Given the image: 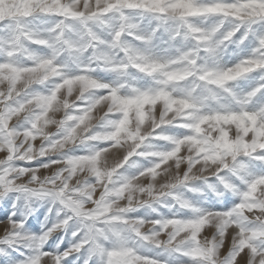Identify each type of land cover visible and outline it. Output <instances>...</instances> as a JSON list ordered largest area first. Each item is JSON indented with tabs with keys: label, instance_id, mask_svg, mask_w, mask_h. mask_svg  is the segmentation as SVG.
Masks as SVG:
<instances>
[{
	"label": "snow or ice",
	"instance_id": "6c2138e0",
	"mask_svg": "<svg viewBox=\"0 0 264 264\" xmlns=\"http://www.w3.org/2000/svg\"><path fill=\"white\" fill-rule=\"evenodd\" d=\"M3 2L11 7L0 13V26L8 28L11 37L0 46V54L5 57L0 61V198L12 191L35 197L51 196L69 209L71 215L39 236L25 235L23 220L11 217L0 220V245L4 246L0 254L7 255V248L15 250L31 241L35 248L33 255L15 264H62L69 255L84 248L90 254L101 253L104 264H161L125 242L116 227L122 224L132 240L180 253L197 264H264V247L256 243L264 241V175L241 176L246 187L239 192L240 202L228 211L201 213L189 220L127 216L133 208L172 195L178 185L208 176H216L226 189L236 191L220 173L226 169L233 174L244 171L246 165L241 157L264 162V105L256 110L247 108L253 97L264 90V83L242 97H237L229 87L249 73L257 70L264 73V35L258 37L250 56L231 67L220 69L200 63L202 52L214 55L242 26L250 31L251 25L264 22L261 11L264 0ZM245 6L250 7L242 13L232 11ZM130 10L149 14L159 22L153 34L168 21L174 22L170 38L191 39L193 47L164 60L132 48L122 37L128 35L145 42L151 37L131 31L136 25L128 22L126 13ZM109 14H118L122 21L107 45L115 50L111 55L99 50L105 41L89 26L90 22L105 23ZM46 15L62 18L48 30L55 34L51 40L39 38L27 27L28 18ZM210 17L220 20L210 28L195 23L197 19ZM69 20L79 21L83 26L84 42L80 45L63 38L69 27L65 21ZM224 20H231L233 26L222 33V38H217ZM246 37L247 31L243 38ZM25 41L51 48V55L40 57L29 53L33 63L18 64L14 58L27 51ZM90 48L92 58L80 66L79 74L67 75L66 65L57 63L64 52L82 53ZM93 61L121 74L133 68L152 77L156 86L148 90L132 88L129 94L121 95L120 88L125 85L110 86L89 75L94 70ZM241 68L247 71H239ZM50 80L58 82L47 93L35 90L34 86ZM69 81L73 82L71 90ZM184 82L190 86L177 93V86ZM98 92L103 94L95 95ZM221 93L232 96L238 107L220 104ZM212 102L218 106L210 107ZM57 114L61 118L57 119ZM25 117L29 118L28 126L21 128L19 121ZM104 121L107 128L96 130ZM165 126L187 129L188 134L178 138L162 135L158 130ZM152 138L168 140L173 147L170 151H142ZM95 142L106 143L85 155L64 152L73 145ZM55 154L61 158L48 159L37 167L17 163H30ZM134 156H153L158 162L131 178L121 177L119 170ZM197 170L202 175H197ZM158 177L164 182L157 183ZM176 199L181 207H191L188 201ZM73 217L79 218L82 226L72 234L79 239L63 253L43 251L52 234L63 230ZM109 233L120 237L121 243L105 251L100 241Z\"/></svg>",
	"mask_w": 264,
	"mask_h": 264
},
{
	"label": "rangeland",
	"instance_id": "374dc122",
	"mask_svg": "<svg viewBox=\"0 0 264 264\" xmlns=\"http://www.w3.org/2000/svg\"><path fill=\"white\" fill-rule=\"evenodd\" d=\"M203 2H209V0H203ZM126 15L129 17L128 22L136 25V27L131 29V31L145 37H151V39L146 42L134 39L132 36L128 35L122 37V41L134 49H137L154 58L164 60L174 58L179 54V52L186 51L193 47L194 42L191 39H182L179 37L176 39L170 38V29L174 27V22L172 21H168L163 27L158 28L153 34V29H156L157 24L159 23L153 16L149 14H141L140 12L134 10L128 11ZM60 19L62 18L55 15L33 16L28 18L27 27L31 31L35 32L39 38L51 40L55 34L49 32L48 30L53 28ZM219 20V17H210L207 19L201 18L197 19L195 23L201 24L205 28H210L215 26ZM104 21L105 23L103 24L99 22H90L89 26L101 40L105 41V44L101 45L99 50L108 52V54L111 55L115 50L109 49L107 45L113 38L112 33L114 29L117 28L122 21L119 19L118 14H109L104 18ZM65 23L69 25V27L65 30L63 38L69 40L74 45L82 44L84 42L83 26L80 22L69 20L65 21ZM232 26L233 22L231 20H224L220 31L216 34L217 38H222V33L230 30ZM246 31L247 37L243 38ZM261 35H264V22L258 21L257 23L251 25L250 31L245 26H242L240 30L237 31L231 38V40L225 41V43L216 50L214 55L206 56L202 52V59L200 60V63L220 69L231 67L235 63L239 62V60L252 54L253 49L257 46L258 37ZM0 37L3 38L0 39V46H3L4 41L11 37V31L4 26H0ZM24 44L27 51L22 52L14 58L20 65H29L33 63V61L29 58V53L40 57H49L51 55V48L49 47L36 45L34 43H29L28 41H25ZM92 55L93 49L91 48L82 53L64 52L57 58V63L66 65L64 70L67 75H76L80 72V66L89 63ZM4 59L5 57L0 54V61H3ZM91 67L94 70L90 72L89 75L98 82L106 83L110 86H119L120 84L125 85L120 88L121 95L129 94L132 88L148 90L156 86L152 77L140 73L133 68H129L124 74H121L119 72L109 70L102 64L95 61L92 62ZM262 75H264V73H261L259 70L254 71L232 82L229 87L237 97L245 96L249 91L256 88L258 84L264 83V80H261ZM57 82L58 81L50 80L43 85L34 86V88L36 91L47 93ZM189 86V82H184L178 85L177 88L180 90ZM197 91L201 90L197 89ZM100 94L103 93H95V95ZM202 94L206 95V93L203 92ZM92 95L93 94L90 93L89 97ZM219 103L226 107H238L232 96L224 93H221V100ZM262 105H264V90L257 93V95L253 97L247 105V108L249 110H256ZM209 106L215 108L218 105L216 102H212ZM56 118H61V114H57ZM28 119V117L22 118L19 121L18 126L21 128L27 127ZM101 125L102 126L98 125L96 130L103 131L108 126L106 121L101 122ZM158 131L162 135L177 138L188 134L187 129L175 126H165ZM105 143L106 142L77 144L68 147L64 150V152L67 155L72 156L85 155L89 153L90 149L100 148ZM172 147L173 145L168 140L152 138L146 141L142 151H170ZM60 158V154H55L51 157L42 158L30 163H17L24 167H37L41 163H46L48 159ZM240 159L246 165L244 171L239 174H233L231 171L226 169L220 173V176L224 177L226 181L235 186L236 191L226 189L224 184L216 176H208L206 179H197L187 185H178L175 189H173L172 195L162 197L150 204H144L133 208L127 213V216L129 218H139L144 220H165L172 218L189 220L195 219L201 213L230 210L240 202L239 192L243 191L246 187L240 177L244 176L246 178H251L264 175V162L252 160L246 157H241ZM157 162V157L134 156L119 170V175L121 177L131 178L137 175L140 171L153 166ZM183 167L184 166L182 165V168ZM158 178L157 183L164 181L162 178ZM146 182L147 181H145V183ZM177 197L188 201L191 207H181L176 199ZM13 212L15 215H12ZM68 215H71L70 210L65 208L64 205L51 196L35 197L29 193L12 191L6 196L0 198V220L6 221L9 217L13 220H23V231L26 235L39 236L43 231L52 227L53 224L64 220ZM81 227L79 218L73 217L63 230L53 233L47 243L43 246V251L57 254L63 253L79 239V237L74 238L72 234L73 232L80 230ZM116 227L121 232V237L124 238L125 242L131 246H135L141 255L152 257L160 261L161 264H197L196 260L193 258L180 253L172 252L163 248H157L147 242L132 240L128 236L125 226L122 224L117 225ZM100 243L102 248L107 251L118 247L121 243V238L109 233L107 238L101 239ZM256 243L259 247H264V241H257ZM3 247V245H0V248ZM6 251L8 253L7 255L0 254V264H15L16 261L24 260L25 257L33 255L35 248L31 241H27L24 245L18 246L15 250L7 248ZM90 255L91 258L89 259ZM85 260H88V264H104L105 257L99 252L90 254L88 249L84 248L80 252L69 255L62 261V264H85Z\"/></svg>",
	"mask_w": 264,
	"mask_h": 264
},
{
	"label": "clouds",
	"instance_id": "9594fccd",
	"mask_svg": "<svg viewBox=\"0 0 264 264\" xmlns=\"http://www.w3.org/2000/svg\"><path fill=\"white\" fill-rule=\"evenodd\" d=\"M11 7V5L4 3L3 0H0V13H5L9 10V8ZM248 7L250 6H245V9H232V11H234L235 13H242L244 10H246ZM221 11H228V9H219ZM261 11H264V6H261ZM239 71L243 72V71H247V69H243L241 68ZM174 79H178L179 77L174 76ZM84 83H86V81H83ZM70 90L72 88L73 82L69 81L68 82ZM177 93L179 92V89H176ZM169 175H171V172L169 173ZM197 175H202L201 173H199V170H197Z\"/></svg>",
	"mask_w": 264,
	"mask_h": 264
},
{
	"label": "bare ground",
	"instance_id": "6f19581e",
	"mask_svg": "<svg viewBox=\"0 0 264 264\" xmlns=\"http://www.w3.org/2000/svg\"><path fill=\"white\" fill-rule=\"evenodd\" d=\"M184 168V167H183ZM182 168V169H183ZM159 179V178H158ZM159 181H160V179H159ZM164 182V181H163ZM162 183V182H161ZM210 189V188H209ZM219 190V189H218ZM205 203V202H204ZM211 203V202H210ZM14 213V212H13ZM1 218V217H0ZM3 218V217H2ZM46 223V222H45ZM30 226V225H29ZM26 235V234H25ZM28 235V234H27ZM53 235V234H52ZM24 248V247H23Z\"/></svg>",
	"mask_w": 264,
	"mask_h": 264
}]
</instances>
